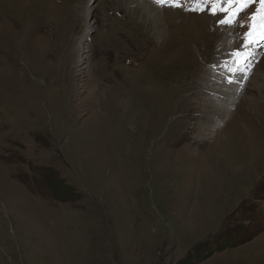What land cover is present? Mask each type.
I'll return each mask as SVG.
<instances>
[{"label":"rangeland","instance_id":"374dc122","mask_svg":"<svg viewBox=\"0 0 264 264\" xmlns=\"http://www.w3.org/2000/svg\"><path fill=\"white\" fill-rule=\"evenodd\" d=\"M148 1L0 0V264H264V46L221 106L242 29Z\"/></svg>","mask_w":264,"mask_h":264},{"label":"snow or ice","instance_id":"6c2138e0","mask_svg":"<svg viewBox=\"0 0 264 264\" xmlns=\"http://www.w3.org/2000/svg\"><path fill=\"white\" fill-rule=\"evenodd\" d=\"M163 5L169 0H154ZM173 4L176 0H171ZM195 2L210 5L208 14L217 18L216 23L221 27L242 29L239 39L241 43L228 55L236 65L233 74H243L254 54V49L264 44V0H195ZM254 9L250 13L248 10ZM229 83L232 81L229 80Z\"/></svg>","mask_w":264,"mask_h":264},{"label":"bare ground","instance_id":"6f19581e","mask_svg":"<svg viewBox=\"0 0 264 264\" xmlns=\"http://www.w3.org/2000/svg\"><path fill=\"white\" fill-rule=\"evenodd\" d=\"M150 1V3H152V5L154 4V0H149ZM148 1V2H149ZM140 2V1H139ZM176 2H177V4H179L178 3V0H176ZM147 4V2H144L143 4H141V6H145ZM177 4H175V5H177ZM149 6V5H148ZM178 6V5H177ZM155 7V6H154ZM149 11H151V13H154L153 14V17H151L152 19H155L156 18V16H157V14H160V12H159V10H156L155 8H153V7H151V6H149L148 7V12ZM162 11H167V10H162ZM176 12V11H175ZM172 13V12H171ZM201 19L202 20H204L205 21V19L203 18V17H201ZM154 22H156V21H154ZM174 51H175V56H176V53H179L180 55H182L183 54V52H185L186 51V49L183 47V43L181 42V40H179V39H177V38H175L174 40ZM240 43H241V40H240V42H239V45H240ZM238 45V46H239ZM264 46V44H262L260 47L262 48ZM183 47V48H182ZM187 48V47H186ZM259 51V50H258ZM259 52H261V51H259ZM195 53V52H194ZM194 53H193V55H194ZM173 56V55H172ZM195 56V55H194ZM224 64H227L226 65V67L225 68H223V66H220V67H218V70H217V75L218 74H220L221 76H222V78L225 80L224 82H223V84H222V86H221V90H220V97L219 96H217L216 95V97H219L220 99H218L217 98V100H219V101H221L222 103V105L221 106H225V105H230V103L231 102H233L234 101V99L236 98V95L238 94V92H239V89H240V87H241V84H243L242 82L245 80V78H246V75H245V70L243 71V74H239V73H237V74H233V70L235 69V67H236V65L235 64H233V62H232V60H233V58H231L229 55H227V56H224ZM228 63H230L231 65H228ZM85 68V67H84ZM215 71V70H214ZM214 74V73H216V72H210L209 71V74ZM210 79V78H209ZM213 80L215 79H218V78H212ZM212 79H210V80H212ZM229 80H231L232 82L231 83H229L228 81ZM220 103V102H219ZM224 103H226V104H224ZM247 106H248V108H250L249 107V104H247ZM94 118V117H93ZM236 131H238V130H236ZM241 132V135H243V134H245V135H247V136H250V135H252V133L253 132H251L250 130H248V131H246V132H244V133H242V130L240 131ZM235 134H236V132H234ZM236 137V136H235ZM235 138H232V140H234ZM249 138H247L246 140H244L243 138H242V140H241V142L240 143H238V147H240L241 148V150H239V152H236V151H238V149H235V152L236 153H238V154H240V155H242V153H243V151H244V146L243 145H245V147L247 148L248 147V145L249 146H254V148H256L255 147V144L254 143H252V142H248L247 140H248ZM218 142V141H217ZM216 142V143H217ZM245 143H247V145L245 144ZM241 145H242V147H241ZM238 158V157H237ZM239 159V158H238ZM228 167L229 168H236L235 167V163H233V162H229V159H228ZM231 165V166H230ZM229 168H228V170H229ZM264 247V246H263Z\"/></svg>","mask_w":264,"mask_h":264}]
</instances>
